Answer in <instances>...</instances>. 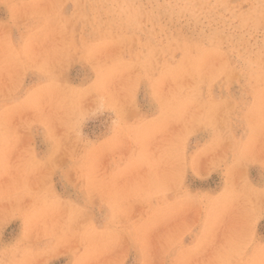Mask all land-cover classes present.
Masks as SVG:
<instances>
[{
    "label": "rangeland",
    "instance_id": "374dc122",
    "mask_svg": "<svg viewBox=\"0 0 264 264\" xmlns=\"http://www.w3.org/2000/svg\"><path fill=\"white\" fill-rule=\"evenodd\" d=\"M0 264H264V0H0Z\"/></svg>",
    "mask_w": 264,
    "mask_h": 264
}]
</instances>
